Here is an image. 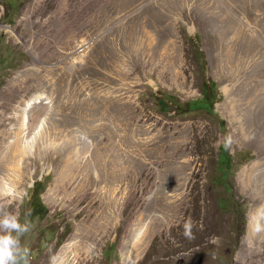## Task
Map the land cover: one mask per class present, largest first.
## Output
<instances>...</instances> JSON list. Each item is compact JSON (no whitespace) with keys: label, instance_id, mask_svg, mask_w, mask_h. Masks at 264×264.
I'll use <instances>...</instances> for the list:
<instances>
[{"label":"rangeland","instance_id":"1","mask_svg":"<svg viewBox=\"0 0 264 264\" xmlns=\"http://www.w3.org/2000/svg\"><path fill=\"white\" fill-rule=\"evenodd\" d=\"M229 9L253 20L259 14L257 26L264 27V0H0V144L8 147L13 132L20 133V105L39 95L55 102L51 110L43 103L32 109L35 126L37 116L50 113L34 155L27 156L21 185L27 195L1 203L30 224L21 238L30 264H56L72 241L82 254L74 264H264V243L244 246L255 201L241 176L261 153L254 141L236 138L224 105L234 78L216 27L221 23L228 33L232 26L229 37L237 33ZM84 39L92 42L89 51L74 53ZM176 39L184 87L164 69L175 65ZM139 56L150 62L146 68ZM261 84L235 97L256 104V113H244L255 134L264 131ZM205 94L210 102L192 104ZM186 124L189 141L177 156L190 158L189 198L181 218L159 231V172L142 166L150 154L139 139L156 138L151 155L160 157L162 170V134L178 138ZM226 137L233 141L229 149ZM5 152L12 162L13 152ZM4 170L10 174V166ZM39 199L48 213L34 217ZM188 220L192 239L183 235ZM144 230L148 241L140 247Z\"/></svg>","mask_w":264,"mask_h":264},{"label":"bare ground","instance_id":"2","mask_svg":"<svg viewBox=\"0 0 264 264\" xmlns=\"http://www.w3.org/2000/svg\"><path fill=\"white\" fill-rule=\"evenodd\" d=\"M215 1H217V3L220 4L226 0H215ZM219 8L222 9L223 6L222 8L221 6ZM224 8H223V11L226 9ZM226 11L227 10H225V13ZM231 11H232L231 13L233 14L230 13V17H232V19L234 20L235 22L234 24L235 25L237 24L238 26L237 33H235L232 37L231 36L229 37L228 33L230 32L231 29H233L232 26H230L231 29L229 28L230 30L228 33L225 31V29H221V26H222L221 23H218L216 27V33L219 34L222 44L226 45L225 47L222 46L223 47L222 53L225 52V55L223 54L222 57L224 58L226 57L227 59V63H225L226 64L225 68L229 70L228 72H230V74L234 78V82L232 83L231 87L230 86L227 87L228 93H229V100L224 105H225V110L227 112L229 121H231L232 127L235 130L234 135L236 136V138L241 137V140L243 141H246V140L254 141L253 143L257 146V150H260V153H261L258 160L249 164L241 172V176H244L243 186L248 189L251 197L255 201L254 207H256L258 205L264 204V131L262 133L255 134L253 131L258 130L256 128L257 126L255 127L253 124L249 123L248 120L246 122L244 118V116L248 113H251L250 115H252V113H256L257 109L254 106L256 104L251 103L245 106L244 104L238 102L239 99L236 100L235 97L243 94L244 92L252 91L250 89L256 88L261 83H264V27L260 29L259 26H257V20H259L258 19L259 14L257 13H256V19L253 20L252 19L253 14L252 15L248 14L247 16L246 15L244 16V14L239 13L235 9ZM229 12H228V15H229ZM220 16L218 18H220ZM222 16H224V14ZM226 16L227 15L224 16L225 20L228 17ZM234 24L232 25L235 26ZM194 30L196 29L194 28L193 32ZM240 41H242V44L239 43ZM173 45H174V50H176L177 52L176 54L174 53L175 54L174 56L175 65L168 67V68H164V69L170 72L172 79L175 82H177L178 85H181L184 87L187 77L184 71V57L181 53V50L183 47L180 45L177 39L173 41ZM136 62H142V64L146 68L149 61H147V59L142 56ZM220 67L221 65L218 64L217 70L221 69ZM150 70H153V68H151ZM131 71L132 69L126 70L127 73H130ZM163 72L165 73L166 71H163ZM180 78H183V80L181 81ZM38 103H43L44 105L49 106L50 110L55 105V102H53V99L50 97H47L46 95L45 96L39 95L35 97L34 99H31L30 101L25 102V104L20 105L19 106L20 114L17 116L18 118H20V121H18L20 122V126H19L20 133L13 132L16 134V137H14L16 139L12 140L11 144L8 147H5L0 144V204L5 200H10L14 203L21 202L24 199V197L27 195L28 190L21 187V185L24 184L26 180L25 178L26 174H24V168L28 165L27 156L29 155V153H32V155H34L36 151V145L38 142V138L46 128V125L49 119L48 115L50 113L48 111V112H45L44 115L41 114L43 116H37V119H39L38 126L33 125L31 113H32V109H34L33 107L35 106V104H38ZM150 128L151 127H149V130H147L148 134H151L153 130V129L151 130ZM189 129H190V126L186 124V126H184V129L180 130L178 138H181L182 141H177L178 138L176 137L177 135L175 133H167V134L163 133L162 134L164 141L160 145H162V151H163L162 159L165 162V168L162 170L157 167V164L160 165V163H162L160 161V157L156 156L157 158H155L154 156H152L153 154L151 153L152 145L154 146L155 145L154 143L157 142L155 140L156 138L149 136V137L139 139V141H142L141 144L145 145V149L143 148L144 151L150 154L147 156L146 159H144V163H142V166L145 167V170H150V168H155L159 172V176H158L159 183H158V187H157L158 190H157L156 195L159 196L158 199L161 201L162 203L161 206H163V209H164V213H161V216H159V220H160L159 231H162L164 227L166 226V224H168L169 222L173 223L175 219L179 220L181 218L182 207L184 206V204L187 202L189 198V184L193 177V169L191 168V165H190V158L188 154L186 153H182L179 156H177L178 148L182 147V145L185 146V144H187L189 141V138H188ZM260 129L262 128L260 127ZM31 133H32V137H30ZM88 137L84 136L82 137L81 140L85 142L87 141L86 139ZM157 139H159V137H157ZM157 146H158V143H157ZM95 147L96 145L94 143V148ZM166 148L167 149L169 148V150H167ZM5 149L7 150L8 153L13 152L12 162H9V161L7 162L5 158L6 156ZM9 166H10V171H8V173L10 172V174L7 175L6 174L7 171H5L4 169ZM136 180H137V177L135 178L134 181ZM145 230H144V233L141 232L142 241H140L141 242V245L139 244L140 247H143L144 244H146L148 241L145 238H143V235L146 232ZM157 232L158 231H155L152 235L154 236ZM79 237H80L79 235H76L75 240L80 241ZM245 240H246V242L244 243L245 247L255 248L258 245H261L262 243H264V233L254 235L249 229V235L246 237ZM79 248L80 247L78 246V244L74 243L73 241L67 244L65 248L62 250L56 264H74L73 260H76L82 255L80 253L81 249L79 250Z\"/></svg>","mask_w":264,"mask_h":264},{"label":"clouds","instance_id":"3","mask_svg":"<svg viewBox=\"0 0 264 264\" xmlns=\"http://www.w3.org/2000/svg\"><path fill=\"white\" fill-rule=\"evenodd\" d=\"M232 143V138L226 137L225 149H229ZM246 219L252 234L264 233V204L254 207L247 214ZM193 226L191 220L184 223L185 238H193ZM29 230V223H21L17 214L6 211L4 205L0 204V264H30V251L21 243V238Z\"/></svg>","mask_w":264,"mask_h":264},{"label":"trees","instance_id":"4","mask_svg":"<svg viewBox=\"0 0 264 264\" xmlns=\"http://www.w3.org/2000/svg\"><path fill=\"white\" fill-rule=\"evenodd\" d=\"M210 100H211L210 95L209 96H206V94H205V97L204 98L198 99V100H194L192 102V104H198V103L206 102V101H209L210 102ZM211 107H212V105H211ZM230 156H229V159H230V163L229 164L231 165V163L233 162V159H232V156L231 157ZM39 186H41V185H39ZM46 213H48V209L43 204L42 199H39L38 200V206L35 208L34 213H33V216L34 217H37V216L38 217H41V216H44Z\"/></svg>","mask_w":264,"mask_h":264},{"label":"built area","instance_id":"5","mask_svg":"<svg viewBox=\"0 0 264 264\" xmlns=\"http://www.w3.org/2000/svg\"><path fill=\"white\" fill-rule=\"evenodd\" d=\"M94 42V40H92ZM92 46V42L90 40L84 39L81 43H79L74 50V53H77L78 55H83L89 51V49Z\"/></svg>","mask_w":264,"mask_h":264}]
</instances>
